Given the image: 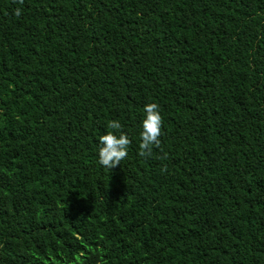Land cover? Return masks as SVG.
I'll return each instance as SVG.
<instances>
[{
	"label": "trees",
	"instance_id": "1",
	"mask_svg": "<svg viewBox=\"0 0 264 264\" xmlns=\"http://www.w3.org/2000/svg\"><path fill=\"white\" fill-rule=\"evenodd\" d=\"M0 264H264V0H0Z\"/></svg>",
	"mask_w": 264,
	"mask_h": 264
},
{
	"label": "clouds",
	"instance_id": "2",
	"mask_svg": "<svg viewBox=\"0 0 264 264\" xmlns=\"http://www.w3.org/2000/svg\"><path fill=\"white\" fill-rule=\"evenodd\" d=\"M16 15L20 14V9H15ZM162 117L159 107L155 102L146 103L143 107V119L140 123L138 145V155L141 157L151 153L153 147L160 144L158 139L161 130ZM106 127L111 131H106L99 135L97 139V163L103 167L113 168L126 156L128 136L120 131L121 125L117 120H111Z\"/></svg>",
	"mask_w": 264,
	"mask_h": 264
}]
</instances>
